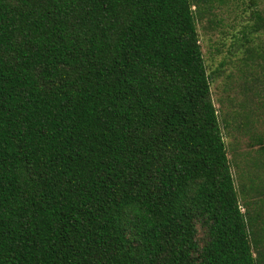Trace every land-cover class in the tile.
<instances>
[{
	"label": "trees",
	"instance_id": "16d2710c",
	"mask_svg": "<svg viewBox=\"0 0 264 264\" xmlns=\"http://www.w3.org/2000/svg\"><path fill=\"white\" fill-rule=\"evenodd\" d=\"M213 2L0 0V264H264L200 46Z\"/></svg>",
	"mask_w": 264,
	"mask_h": 264
},
{
	"label": "rangeland",
	"instance_id": "374dc122",
	"mask_svg": "<svg viewBox=\"0 0 264 264\" xmlns=\"http://www.w3.org/2000/svg\"><path fill=\"white\" fill-rule=\"evenodd\" d=\"M255 1L264 7V0ZM250 2L214 0L212 24H197L207 74L213 78L212 100L220 122L228 123L222 131L231 173L244 201L249 196L264 199V153L256 142L258 138L264 141V61L249 59L251 46L242 39L248 37ZM255 40L264 49V35ZM223 62L225 66L217 72ZM250 186L263 195L247 193Z\"/></svg>",
	"mask_w": 264,
	"mask_h": 264
}]
</instances>
